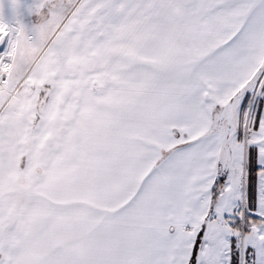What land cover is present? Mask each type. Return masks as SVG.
<instances>
[{"label": "snow or ice", "instance_id": "1", "mask_svg": "<svg viewBox=\"0 0 264 264\" xmlns=\"http://www.w3.org/2000/svg\"><path fill=\"white\" fill-rule=\"evenodd\" d=\"M0 264H264V0H0Z\"/></svg>", "mask_w": 264, "mask_h": 264}]
</instances>
